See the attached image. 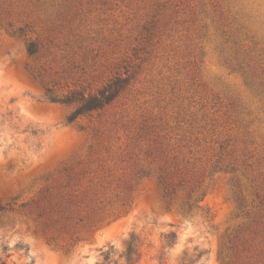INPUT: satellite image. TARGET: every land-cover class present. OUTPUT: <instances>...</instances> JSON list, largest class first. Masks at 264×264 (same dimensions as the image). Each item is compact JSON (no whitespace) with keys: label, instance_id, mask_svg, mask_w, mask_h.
I'll list each match as a JSON object with an SVG mask.
<instances>
[{"label":"rangeland","instance_id":"obj_1","mask_svg":"<svg viewBox=\"0 0 264 264\" xmlns=\"http://www.w3.org/2000/svg\"><path fill=\"white\" fill-rule=\"evenodd\" d=\"M0 200V264H264V0H0Z\"/></svg>","mask_w":264,"mask_h":264},{"label":"trees","instance_id":"obj_2","mask_svg":"<svg viewBox=\"0 0 264 264\" xmlns=\"http://www.w3.org/2000/svg\"><path fill=\"white\" fill-rule=\"evenodd\" d=\"M25 29L20 27L18 30L12 32L13 36L22 37L24 36ZM25 51L28 56L33 57L39 51V46L35 40L32 38H21ZM127 84L126 78H121L120 76H114L108 79L106 82L101 84L98 88L93 91L86 92L83 89L71 88L63 93L56 92L52 87L45 85L43 98L45 101L50 103H57L61 105L72 106V109L65 117L66 123H72L76 118L87 114L92 111H96L110 103L119 92ZM32 134H36L35 131H31ZM45 197H49V191ZM15 202L3 203L0 200V218L5 213H10L16 211ZM44 212L39 211L38 216H43ZM167 245H171L174 242L175 235L170 232L164 236ZM141 242L137 237L131 235L126 242L125 249L120 254L124 259V264H135L141 257L140 252ZM24 254H27V247H24ZM112 251H104L102 253L104 257V262L108 261ZM205 251L194 249L193 252L184 250L179 257L178 264H202V258ZM162 260V258H160ZM161 263V262H160ZM4 264V263H3Z\"/></svg>","mask_w":264,"mask_h":264}]
</instances>
